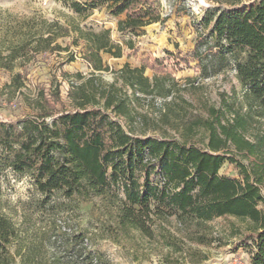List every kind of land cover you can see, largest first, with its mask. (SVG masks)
Wrapping results in <instances>:
<instances>
[{
  "label": "trees",
  "instance_id": "obj_1",
  "mask_svg": "<svg viewBox=\"0 0 264 264\" xmlns=\"http://www.w3.org/2000/svg\"><path fill=\"white\" fill-rule=\"evenodd\" d=\"M100 5L113 18L123 16L117 22L123 45L112 42L109 30L94 32L78 25L63 28L52 23L46 37L37 38L40 51H68L67 47L51 45L57 37L73 33L72 45L80 48L81 58L93 75L101 74L109 71L103 54L120 59L124 48H134L126 36H137L144 28L162 22L154 0L70 2L76 14ZM199 25L205 34L198 35L189 58L201 78L232 67L241 87L238 114L235 112L230 122L221 124L215 110L211 113L217 126L195 122L204 130L201 147L186 138L178 141L146 136L143 131L136 134L132 102L126 96L119 97L115 83L131 91L135 100L139 96L167 99L172 92L171 86H165V78L144 76L147 64L134 69L125 64L116 72L115 83L104 90L88 93L82 85L72 88L68 94L72 110L46 112L49 100L43 96L42 114L0 121V174L8 167L16 175L29 176L44 205L52 198L75 203L99 198L113 211L116 231L125 235L134 232L147 240L154 239L157 222L173 218L186 239L210 243L203 230L211 221L238 219L245 224L238 247L248 251L250 264H264V0L248 6L234 0L228 9L205 10ZM5 51L0 50V69L12 71L18 51ZM69 61H73L72 56ZM20 79V74L12 78L17 89ZM53 95V103H59L58 90ZM121 117L128 121L126 127L119 122ZM47 119H51L50 124ZM229 145L254 161L245 166L233 159ZM227 162L234 164L239 179L219 174ZM156 171L159 184L151 180ZM61 235L68 256L87 264H111L101 252L85 251L82 234ZM22 241L18 228L0 213V264H63V254L52 248L44 235L36 242ZM47 242L50 249L40 253ZM19 243L23 244L12 252Z\"/></svg>",
  "mask_w": 264,
  "mask_h": 264
},
{
  "label": "rangeland",
  "instance_id": "obj_2",
  "mask_svg": "<svg viewBox=\"0 0 264 264\" xmlns=\"http://www.w3.org/2000/svg\"><path fill=\"white\" fill-rule=\"evenodd\" d=\"M73 1L84 4V0ZM154 1L162 22L144 28L137 36H126L132 40L134 48H124L120 59L103 54V63L109 71L93 75L81 58L80 48L72 45L73 33L70 37H57L51 45L67 47L68 51L41 52L37 38L46 37L49 25L57 23L63 28L78 25L94 32L109 30L112 42L123 45L117 32V22L123 16L111 17L104 5L76 14L70 7L71 0H0V50L4 54L8 48L18 51L12 71L0 69V121L22 120L42 114L40 102L43 96L49 100V106L44 108L46 112L72 110L68 95L72 88L82 85L84 91L95 93L115 83L116 72L125 64L131 69L147 64L149 68L145 69L144 76L150 80L155 74L165 78L164 84L171 86L172 94L167 99L139 96L135 100L131 91L122 88L120 82L115 83L119 97L124 99L126 96L132 102L130 111L136 134L143 131L146 136L178 141L186 138L190 144L201 147L204 130L195 122L205 121L217 126L211 110L219 112L221 124L230 122L235 112L238 114L241 87L232 67L201 78L189 54L198 35L205 34L199 25L205 10L228 9L234 0ZM255 1L242 0V3L248 6ZM52 29L59 34L56 28ZM71 56L72 62L69 61ZM15 74L21 75L18 89L12 85ZM77 75L82 78L78 79ZM57 90L60 101L53 103V94ZM47 122L50 124L51 119ZM119 122L124 127L128 123L122 117ZM228 151L233 159L245 166L254 161L238 154L232 145ZM219 174L239 179L234 164L228 162ZM151 180L159 184L158 171ZM0 213L18 228L22 242H36L41 235L49 238L52 248L63 254V264H87L64 252L63 232L68 237L82 234L85 251H99L111 264H250L248 251L238 247L245 230V224L238 219L220 217L211 221L203 230L210 243L186 239L173 218L157 222L154 239L147 240L134 232L125 235L116 231L113 211L99 198L76 203L52 198L51 203L42 204L30 177L16 175L8 167L0 174ZM54 229L57 233L53 232ZM49 243L40 253L48 250ZM19 244L12 252L23 243Z\"/></svg>",
  "mask_w": 264,
  "mask_h": 264
}]
</instances>
